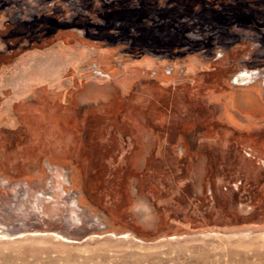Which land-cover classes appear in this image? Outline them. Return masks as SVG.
Returning <instances> with one entry per match:
<instances>
[{
	"label": "rangeland",
	"instance_id": "374dc122",
	"mask_svg": "<svg viewBox=\"0 0 264 264\" xmlns=\"http://www.w3.org/2000/svg\"><path fill=\"white\" fill-rule=\"evenodd\" d=\"M110 3L148 24L179 16L170 34L207 41L137 57L43 18L103 24ZM207 6L0 0V53L15 49L0 67V264H264V74L234 80L264 68L244 26L264 23V0H218L238 24L214 27ZM90 62L112 80L75 77Z\"/></svg>",
	"mask_w": 264,
	"mask_h": 264
},
{
	"label": "trees",
	"instance_id": "16d2710c",
	"mask_svg": "<svg viewBox=\"0 0 264 264\" xmlns=\"http://www.w3.org/2000/svg\"><path fill=\"white\" fill-rule=\"evenodd\" d=\"M206 4H208L206 9L207 18L211 25L209 26H218V23H225L226 25L238 24L235 22L234 16H229L228 19L222 18L219 15V10L217 9L218 0H205ZM131 7H135L136 4L132 3ZM137 11L135 8L132 9H125L124 13L118 10L115 4H105L102 5L101 10V20L103 24H95L93 22L87 24H78L76 23L75 19H72L70 22H61L60 18L52 17L50 14L43 15L44 17H48L50 19V23L52 24L51 32L56 34L60 30H66L73 27H82L86 34L87 38L95 39V40H104L107 39V43L110 44L109 46H114V44L121 40L124 42H129L130 48L128 52L140 57L144 51H162V52H169L172 48L178 50L184 44L190 45L187 50H191L194 46H204L205 41L207 40H194L191 41L188 37L183 36L182 39L177 37V34H170L171 30L177 29V19L179 16H169L164 15L161 12L158 13V18L161 20L160 23H153L148 24L143 22L142 16H137L129 18L127 16H132ZM250 16V15H249ZM41 18V19H43ZM248 18L247 23L244 25L250 29L255 30L259 35H261V41L264 44V23L258 21L253 17H246ZM41 19H33L29 24L32 26H37L43 23ZM179 22V21H178ZM241 24V23H239ZM103 27L104 29H100ZM90 28L96 30L98 32H102L100 36H93L90 31ZM112 31H120V33H113ZM103 33H105L103 35ZM111 42V43H109ZM199 43V44H198ZM6 51L4 53H0V57L5 58L0 60V67L2 65L7 64L11 57H13V53H15V49L10 41L6 42ZM7 56V57H6ZM263 65V63H261Z\"/></svg>",
	"mask_w": 264,
	"mask_h": 264
},
{
	"label": "built area",
	"instance_id": "2783aa9c",
	"mask_svg": "<svg viewBox=\"0 0 264 264\" xmlns=\"http://www.w3.org/2000/svg\"><path fill=\"white\" fill-rule=\"evenodd\" d=\"M259 47H260V45L258 43L252 44L251 50H255L256 48H259ZM218 52H220V51H218ZM222 56H223L222 53H217L213 60L217 61L218 59H221ZM116 64H117L116 65L117 68L118 67L121 69L123 68L124 63L117 62ZM174 68H178V67L165 66L164 67V75H166V76L176 75L179 78L184 76V71L182 70V68H181V70L180 69L176 70ZM243 72L248 73L254 79L255 73L261 72L264 74V68H262L260 71H252V70L247 71L245 69V70H243ZM81 73L83 75L88 76L89 78H91L93 80H102V81L112 80V77L110 76V74L107 73L106 71H103L96 62H90L89 64L84 65L81 68ZM149 76H150V79H154L155 78V72L152 71L151 73H149Z\"/></svg>",
	"mask_w": 264,
	"mask_h": 264
},
{
	"label": "crops",
	"instance_id": "0c3cea01",
	"mask_svg": "<svg viewBox=\"0 0 264 264\" xmlns=\"http://www.w3.org/2000/svg\"><path fill=\"white\" fill-rule=\"evenodd\" d=\"M140 64H143V65H145V63L144 62H140ZM83 67V65H82V63H79L78 65H74V70H75V77H77V78H81V77H83V78H89L88 76H86V75H83L82 73H81V68ZM141 68H143V67H141ZM78 70V71H77ZM80 75V76H79ZM89 79H91V78H89Z\"/></svg>",
	"mask_w": 264,
	"mask_h": 264
},
{
	"label": "bare ground",
	"instance_id": "6f19581e",
	"mask_svg": "<svg viewBox=\"0 0 264 264\" xmlns=\"http://www.w3.org/2000/svg\"><path fill=\"white\" fill-rule=\"evenodd\" d=\"M258 74H261V72H257V73H255V75H254V77L255 76H257ZM242 77V78H240V79H238L237 77ZM252 78V76H250L248 73H245V72H243V73H240L239 75H237L236 77H235V82L237 83V82H239V81H245V80H247V79H251ZM238 79V80H237ZM234 80H233V82H234ZM263 83H264V81H262ZM262 83V84H263ZM233 84V83H232Z\"/></svg>",
	"mask_w": 264,
	"mask_h": 264
},
{
	"label": "flooded vegetation",
	"instance_id": "af4514ba",
	"mask_svg": "<svg viewBox=\"0 0 264 264\" xmlns=\"http://www.w3.org/2000/svg\"><path fill=\"white\" fill-rule=\"evenodd\" d=\"M240 78H242V77H239V79H240ZM262 87L264 88V83H263Z\"/></svg>",
	"mask_w": 264,
	"mask_h": 264
}]
</instances>
